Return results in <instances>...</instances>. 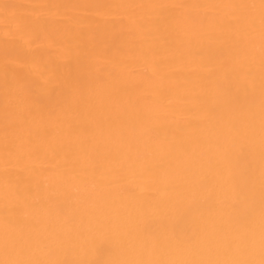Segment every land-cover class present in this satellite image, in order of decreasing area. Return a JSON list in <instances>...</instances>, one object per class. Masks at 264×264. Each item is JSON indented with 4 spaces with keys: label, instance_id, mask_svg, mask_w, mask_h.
Wrapping results in <instances>:
<instances>
[{
    "label": "bare ground",
    "instance_id": "1",
    "mask_svg": "<svg viewBox=\"0 0 264 264\" xmlns=\"http://www.w3.org/2000/svg\"><path fill=\"white\" fill-rule=\"evenodd\" d=\"M0 264H264V0H0Z\"/></svg>",
    "mask_w": 264,
    "mask_h": 264
}]
</instances>
